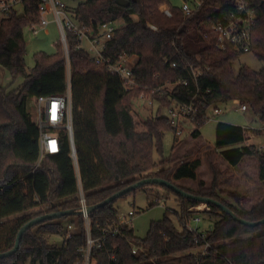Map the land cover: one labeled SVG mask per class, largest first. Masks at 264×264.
Returning <instances> with one entry per match:
<instances>
[{
    "label": "trees",
    "instance_id": "obj_1",
    "mask_svg": "<svg viewBox=\"0 0 264 264\" xmlns=\"http://www.w3.org/2000/svg\"><path fill=\"white\" fill-rule=\"evenodd\" d=\"M66 1L76 3L73 14L82 23L97 26L106 21H123L108 43L107 54L136 55L134 73L141 87L126 91L118 74L104 67H93L90 55L78 49L75 37L68 35L78 173L66 130L61 131V151L47 154L33 172L39 159V129L28 111V99L66 93L67 62L59 42L54 54L37 52L34 67L27 69L24 31L39 19V0H23L24 14L13 8L0 19V65L13 80L23 79L22 85L12 91L0 83V253L14 247L19 230L30 220L60 210L78 211L79 180L90 206L143 178H162L186 192L221 202L241 219L262 220L264 196L246 207L241 192L222 188L221 172L216 167L212 166L213 178L208 184L198 179L202 167L199 158L183 161L173 170L165 161L159 163L154 158L156 150L162 153L165 131L174 132L168 118L162 116V108L173 101L185 103L196 98L203 102L201 113L206 115L213 106L240 99L264 124V68L254 70L242 65L236 72L233 63L241 54L233 48L218 49L214 41L204 37L211 24L224 21L235 10L234 0H204L203 6L192 14L169 0H128V6L120 5L118 0ZM161 6L170 7L172 17L166 16ZM148 23L155 24L158 31L152 30ZM252 36L251 52L264 61V0H258ZM193 67L202 71L197 79ZM178 81L182 82L170 94H154L159 108L149 119L148 129L138 131L132 104L143 87ZM193 122L200 126L206 120L198 116ZM251 134H264V125L250 130L220 121L216 126L215 147L234 168L247 158L255 159L264 189V148L251 141ZM191 137H201L200 127L192 131ZM179 141L175 135L173 154L177 153ZM187 154L188 151L184 156ZM9 155L12 159L6 164ZM182 180L198 184L193 188L177 183ZM161 186L182 203L179 218L183 228L179 229L168 217L153 222L144 238L138 237L132 227H124L120 234L108 237V251H96L98 264H264V223L248 226L214 204L207 205V212L217 218L211 229H203L211 245L208 254L186 253L204 243L197 241L185 226L188 220L185 214L190 213L185 205L193 207L200 202ZM116 200L91 212L95 236L117 220ZM156 203L154 200L152 204ZM64 220L77 228L62 246H54L47 234L62 230ZM84 244L81 214L65 215L30 227L19 250L0 258V264H76ZM134 244L143 246L145 252L134 254ZM113 252L115 260L110 259Z\"/></svg>",
    "mask_w": 264,
    "mask_h": 264
},
{
    "label": "built area",
    "instance_id": "obj_2",
    "mask_svg": "<svg viewBox=\"0 0 264 264\" xmlns=\"http://www.w3.org/2000/svg\"><path fill=\"white\" fill-rule=\"evenodd\" d=\"M19 3L23 4V0H0V12L8 14ZM203 3L204 0H185L181 7L187 14H192L197 12L203 6ZM234 3L235 10L224 21L211 24L208 31L204 33V37L214 41L216 48L221 50L233 48L240 54L251 52L253 43L252 32L257 18L258 0H234ZM161 10L166 16L172 17L173 12L170 7L161 6ZM38 14V21L32 22L28 28L36 35L41 30L46 29L51 23L57 25L68 71L71 68L68 35H73L77 41V48L86 51L90 55V62L93 67H104L118 74L126 91L141 87L134 73V68L138 62L136 55L121 54L114 57L107 54L108 43L114 38L115 32L119 27L117 21H106L97 26L82 23L75 18L73 7L66 0H39ZM148 26L152 30L158 31V27L155 24L148 23ZM174 65L176 64L174 63ZM191 69L195 79L202 73L200 69H195L194 67ZM181 82L165 83L159 87L144 86L138 99L145 101L147 105L154 106L156 102L154 94L163 95L165 92L170 94L173 88ZM230 102L235 105L234 109L236 112L248 110V105L240 99H233ZM202 103L193 98L185 103L173 101L166 107L168 110L167 118L178 138L183 136L187 122L193 121L194 118L202 116L206 121H209L221 114L222 109L218 105L213 106L208 111V114L203 115L201 113ZM30 107L28 111L39 129V159L33 172L40 167L47 154H55L61 151V131L66 130L69 136L71 155L78 173L74 142L71 74L67 73L66 93L30 97ZM78 186L80 201L78 211L84 221L85 244L80 248L81 257L76 264H98L95 258L96 251L107 250L109 236H116L122 232V228L131 227L132 218L136 211L130 210L127 215H119L112 225L102 228L100 234L95 236L93 234L91 212L89 211L90 205L87 202L80 180ZM202 205L206 204L201 203L191 208L194 213L186 221L185 226L197 241H204L197 248L199 252L206 255L209 247H211L207 241V232L201 229L199 225L197 226L202 220L200 213L205 209ZM191 219L196 223L195 226L190 224ZM76 228L75 225L69 224L67 237ZM132 250L134 254H138L139 251L145 252L144 248L136 244L133 245ZM110 259H116L114 252L111 254Z\"/></svg>",
    "mask_w": 264,
    "mask_h": 264
},
{
    "label": "rangeland",
    "instance_id": "obj_3",
    "mask_svg": "<svg viewBox=\"0 0 264 264\" xmlns=\"http://www.w3.org/2000/svg\"><path fill=\"white\" fill-rule=\"evenodd\" d=\"M185 0H169L174 6H182ZM71 7H75V2H68ZM15 9L19 14H24V4L19 3L15 6ZM161 9V8H160ZM7 14L0 12V19ZM118 26L123 24L121 19L117 20ZM26 40V55L25 61L28 70H31L35 65L34 55L37 52L44 51L48 54H54L57 52V44L60 42V33L55 23H51L46 29L41 30L39 34H33L27 27L24 31ZM138 60V59H137ZM242 65H247L254 70H260L264 68V61L259 59L254 53L247 52L239 56L238 60L233 63V68L237 72ZM89 66H91L89 64ZM67 73L70 74L67 70ZM23 79L18 78L13 80L9 71L0 65V83L7 88L8 91L15 90L22 85ZM222 112L220 115L204 122L198 126L193 121H189L186 124V130L182 137H180L179 143H177V153L173 154V145L175 140V134L172 130L165 131L163 137L162 153L157 150L154 153V158L159 163L165 161V165L172 170L176 165L181 164L186 160H193L199 158L202 160V167L200 168L198 179L205 180L208 184L213 178V167H216L221 172L220 183L222 188L236 189L241 192L244 197V205L251 207L259 199L264 196V189L262 183L258 179V167L255 159L247 158L239 167H232L220 156L215 147L216 126L220 121L228 122L236 125L243 126L247 129H261L263 122L254 114L253 111L247 110L245 112H236L235 105L232 102L223 103L220 105ZM30 98L28 99V109L30 110ZM159 108L158 104L154 106L147 105V103L140 99H135L132 104V113L136 121V129L138 131H144L148 129L149 119L153 118ZM162 116H168V110L166 107L162 108ZM200 127L202 139H193L191 133L194 129ZM251 141L257 145V147L264 148V134L256 135L251 134ZM188 151V154L186 152ZM173 155H175L173 157ZM176 160L173 161V159ZM10 155L7 157L5 163L8 164L11 161ZM213 166V167H212ZM182 185L188 187H196L198 182L192 180L178 181ZM157 201L155 205L152 203ZM159 200V201H158ZM180 200L172 193H168L161 185L147 184L144 187H139L133 191L128 192L124 196L117 198L115 201V208L118 210V215L128 214L130 210L136 211V214L132 218L131 227L134 229L135 234L140 237H146L150 226L153 222L162 220L164 217L170 218L179 229H182L180 222L181 210ZM201 213L202 220L198 225L206 231L212 228L213 222L217 216L211 214L207 205ZM185 208L190 213L185 214L186 219H190L193 216L194 211L192 207L185 205ZM206 210V211H205ZM5 220V219H4ZM191 225H196L194 220H190ZM64 228L60 231L47 234L48 241L54 246H62L67 238L68 220L63 221ZM143 248V246H140ZM198 252V248L190 249L186 251Z\"/></svg>",
    "mask_w": 264,
    "mask_h": 264
},
{
    "label": "water",
    "instance_id": "obj_4",
    "mask_svg": "<svg viewBox=\"0 0 264 264\" xmlns=\"http://www.w3.org/2000/svg\"><path fill=\"white\" fill-rule=\"evenodd\" d=\"M118 3L120 5H123V6H128L129 5V1L128 0H118ZM147 184H158V185H164V186H167L171 189H173L175 192L181 194L182 196L186 197V198H191V199H194V200H197L201 203H205L206 205L208 204H214L218 207H220L223 211H225L227 214H229L232 218H234L235 220H238L239 222L243 223V224H246L248 226H257L259 224H263L264 223V218L260 221H256V222H250V221H246L244 219H241L239 217L236 216V214L230 210L228 207H226L225 205H223L221 202L215 200V199H212V198H207V197H204V196H199V195H194V194H191L189 192H186L184 190H182L181 188L177 187L175 184H173L172 182L166 180V179H162V178H143L141 179L140 181L118 191L117 193L113 194L112 196L106 198L104 201L96 204V205H92L89 207V211L90 212H93L94 210L100 208V207H103L105 205H107L108 203H111L113 202L114 200H116L117 198L127 194L128 192L130 191H133L141 186H144V185H147ZM79 211L77 210H60L58 212H55V213H52V214H44V215H41L39 217H36L32 220H30L29 222H27L26 224H24L21 229L19 230L18 232V235H17V239H16V243L14 245V247L9 250V251H6V252H2L0 253V258H3V257H7V256H10V255H13L14 253H16L19 248H20V242H21V239L24 235V233L32 226L40 223V222H43V221H46V220H50V219H55V218H60L62 216H65V215H70V214H78Z\"/></svg>",
    "mask_w": 264,
    "mask_h": 264
},
{
    "label": "crops",
    "instance_id": "obj_5",
    "mask_svg": "<svg viewBox=\"0 0 264 264\" xmlns=\"http://www.w3.org/2000/svg\"><path fill=\"white\" fill-rule=\"evenodd\" d=\"M200 139H202V137H200Z\"/></svg>",
    "mask_w": 264,
    "mask_h": 264
}]
</instances>
